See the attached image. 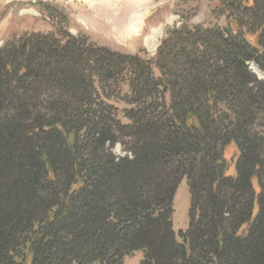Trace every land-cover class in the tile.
<instances>
[{
	"label": "trees",
	"instance_id": "trees-1",
	"mask_svg": "<svg viewBox=\"0 0 264 264\" xmlns=\"http://www.w3.org/2000/svg\"><path fill=\"white\" fill-rule=\"evenodd\" d=\"M214 1L227 27L182 23L154 60L72 35L0 47V264H264V0Z\"/></svg>",
	"mask_w": 264,
	"mask_h": 264
},
{
	"label": "rangeland",
	"instance_id": "rangeland-1",
	"mask_svg": "<svg viewBox=\"0 0 264 264\" xmlns=\"http://www.w3.org/2000/svg\"><path fill=\"white\" fill-rule=\"evenodd\" d=\"M215 6L214 0H175L174 4L172 0H0V47L33 33L51 35L63 41L72 35L115 52L139 53L154 60L167 30L182 23L227 27L225 10L220 14ZM131 19L139 21L136 32L129 30ZM154 29H157L156 39L148 46L145 40ZM245 38L255 45V35L246 33ZM248 67L264 81V73L254 62L250 61ZM152 70L157 74L154 62ZM127 92V86H123L121 93L111 99L123 122L126 120L121 112L129 107L123 100V94ZM111 150L117 156L126 154L119 143ZM236 154L234 143L225 147L227 174L235 173ZM252 182L256 190V179ZM256 211L254 203L253 214ZM189 222L190 193L184 177L173 196L172 228L177 240H181L180 232L188 228ZM142 255V251H136L125 256L123 264H138Z\"/></svg>",
	"mask_w": 264,
	"mask_h": 264
},
{
	"label": "bare ground",
	"instance_id": "bare-ground-1",
	"mask_svg": "<svg viewBox=\"0 0 264 264\" xmlns=\"http://www.w3.org/2000/svg\"><path fill=\"white\" fill-rule=\"evenodd\" d=\"M132 20V19H131ZM138 20H132V21H130V23H129V26H130V32H136V29H138V26H137V24H138ZM141 24V23H140ZM156 33H157V29H154L152 32H151V34H150V36H148L147 38H146V40H145V43L148 45V46H151L152 44H153V42L155 41V35H156ZM256 71H257V73H259L260 74V70L258 71L257 69H256Z\"/></svg>",
	"mask_w": 264,
	"mask_h": 264
},
{
	"label": "crops",
	"instance_id": "crops-1",
	"mask_svg": "<svg viewBox=\"0 0 264 264\" xmlns=\"http://www.w3.org/2000/svg\"><path fill=\"white\" fill-rule=\"evenodd\" d=\"M173 4L175 3V0H172Z\"/></svg>",
	"mask_w": 264,
	"mask_h": 264
}]
</instances>
